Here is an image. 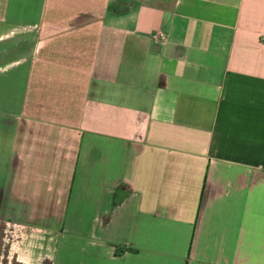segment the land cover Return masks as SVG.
I'll use <instances>...</instances> for the list:
<instances>
[{
	"label": "crops",
	"instance_id": "1",
	"mask_svg": "<svg viewBox=\"0 0 264 264\" xmlns=\"http://www.w3.org/2000/svg\"><path fill=\"white\" fill-rule=\"evenodd\" d=\"M0 264H264V0H0Z\"/></svg>",
	"mask_w": 264,
	"mask_h": 264
},
{
	"label": "built area",
	"instance_id": "2",
	"mask_svg": "<svg viewBox=\"0 0 264 264\" xmlns=\"http://www.w3.org/2000/svg\"><path fill=\"white\" fill-rule=\"evenodd\" d=\"M160 38H161L162 40H166V35H165L164 33H160Z\"/></svg>",
	"mask_w": 264,
	"mask_h": 264
},
{
	"label": "rangeland",
	"instance_id": "3",
	"mask_svg": "<svg viewBox=\"0 0 264 264\" xmlns=\"http://www.w3.org/2000/svg\"><path fill=\"white\" fill-rule=\"evenodd\" d=\"M31 41H32V39H31ZM30 40H27L26 41V43H27V45H29V43L31 42ZM90 123V119L87 121V124H89Z\"/></svg>",
	"mask_w": 264,
	"mask_h": 264
}]
</instances>
